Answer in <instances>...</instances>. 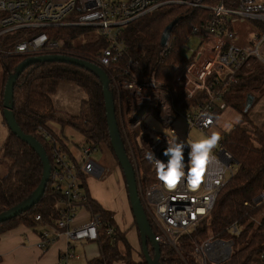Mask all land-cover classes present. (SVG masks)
<instances>
[{
    "label": "built area",
    "instance_id": "obj_1",
    "mask_svg": "<svg viewBox=\"0 0 264 264\" xmlns=\"http://www.w3.org/2000/svg\"><path fill=\"white\" fill-rule=\"evenodd\" d=\"M166 6L200 8L208 12L207 19L192 27L186 36L185 43L192 37L198 43L187 47L191 57L182 60L172 79L174 93L193 100L195 103L191 107L175 106L169 91L156 80L154 70L147 79H138L136 64L128 58L121 35L126 24ZM71 15L72 19H68ZM245 17L256 20L258 26L263 24L264 0H0V58L64 54L89 61L106 72L116 96L115 112L133 157L138 192L154 239L177 249V238L187 234L191 242L190 254L197 264H222L231 256V238L209 236L201 239L195 230L206 220L219 192L236 171V159L219 140L217 150L209 153L202 178L195 186H189L184 179L171 189L158 179L140 183V171L128 141L129 132L138 128L149 115L161 124H169L178 114L188 123L186 134L192 127L201 131L210 128L219 112L227 107L225 97L240 76L250 74L257 66L264 68V29L258 27L247 44L238 41L233 29L234 20L242 21ZM66 26L97 27L103 45L94 54L81 55L65 46L69 36L47 32ZM17 35L22 37L14 40ZM173 39L171 33L166 45L161 47L162 53L170 48ZM146 128L151 130L149 126ZM163 133L169 139L157 137L145 154L150 171L155 174V164L147 159V154L152 152L155 158L166 162L160 152L167 147V141L178 134L174 127ZM36 135L49 149L48 184L60 197L59 216L53 223L39 214L34 217L42 226L37 247L46 250L62 235L70 241L97 240L101 217L88 209L89 195L82 178L103 174V168L90 158L98 145L85 140L80 144L73 142L72 147H68L69 140L63 132L55 133L41 125L36 128ZM184 148L189 152L187 145ZM184 161L187 164L188 159ZM261 200H264V190L254 203L257 205ZM81 208L89 211V220L72 226ZM253 220L264 232V219ZM227 230L237 234V223L230 224ZM72 256L69 252L62 255L66 259ZM257 259L264 261V250L258 253Z\"/></svg>",
    "mask_w": 264,
    "mask_h": 264
},
{
    "label": "trees",
    "instance_id": "obj_2",
    "mask_svg": "<svg viewBox=\"0 0 264 264\" xmlns=\"http://www.w3.org/2000/svg\"><path fill=\"white\" fill-rule=\"evenodd\" d=\"M72 16L68 19H72ZM178 16L181 18L172 29L173 42L170 48L162 53L161 33L165 26ZM207 17L208 12L205 9L166 6L147 13L123 27L121 35L126 45L127 56L136 64L138 79H147L154 70L156 80L160 81L169 91L175 106L191 107L195 103L193 100L185 99L174 93L172 79L175 69L182 62L179 55L183 41L192 27L199 25ZM71 27L75 26L54 28L47 32L67 37ZM21 37L17 35L14 40ZM69 38L65 46L81 55L94 54L103 45V41L99 39L75 47L71 44L72 37L69 36ZM24 59V57L15 56L0 58L3 65V83L0 90L1 115L3 90L7 77ZM60 82L75 84L84 92L85 98L81 100L78 114H69L55 109L53 95ZM263 83L264 68L257 66L250 74L240 76L238 83L232 86L225 97L227 106L241 113L240 122L233 125L219 139L236 159L237 168L219 192L206 220L200 223L195 230L201 239L215 236L229 237L233 240L231 256L222 264H264V261L257 259L258 253L264 250V232L253 220L263 201L261 200L257 205L254 203V199H257L264 190V123L253 124L248 119V109H244L247 94H252V90L261 87ZM13 113L20 129L25 134L35 136L44 147L47 156H49V149L45 142L36 135V128L41 125L52 131L49 122L54 121L62 126L74 128L85 137L86 141L96 145L100 142L105 143L115 157L106 124L102 85L94 73L83 67L58 61L31 63L22 71L14 84ZM116 119L119 125L117 114ZM245 121L251 123L250 128L242 125ZM3 123L5 124L4 119ZM132 132L133 141L142 153L139 140H137L138 137L140 138L138 131L135 129ZM121 137L127 156L133 163V157L122 133ZM128 141L132 142V140ZM131 145L133 148L132 143ZM0 150L2 158L7 161V170L0 175L1 213L23 200L37 187L42 175V165L36 152L9 129L8 136L3 141ZM133 153L135 156L134 149ZM136 163L140 171V183L142 181L149 183L157 179L156 174L150 172V166L145 158L141 163L136 159ZM59 198V194L52 192L47 183L39 202L17 217L0 223V233L18 224L35 225L38 223L34 220L37 214L53 223L59 216ZM244 202L249 205H245ZM88 209L100 215L101 225L97 239L100 256L90 260L87 264H112L117 261H122L124 264H147L142 252L139 261L131 258L132 247L125 233L114 221L112 213L104 210L90 196ZM262 213L260 218L264 219V212ZM233 222L237 223L239 229L236 235L229 234L227 230ZM108 228L111 229L110 232ZM147 247L152 255L153 248L149 242ZM159 250L161 264H197L194 257L193 259L187 258V255L192 257L191 242L187 234H182L177 238V249L160 243Z\"/></svg>",
    "mask_w": 264,
    "mask_h": 264
},
{
    "label": "rangeland",
    "instance_id": "obj_3",
    "mask_svg": "<svg viewBox=\"0 0 264 264\" xmlns=\"http://www.w3.org/2000/svg\"><path fill=\"white\" fill-rule=\"evenodd\" d=\"M239 21L240 20H234L232 26L236 32L239 42L242 36L244 37L243 41L246 43L243 44H247L249 41H251L254 38L255 32L258 27L264 29V22L263 24H260L258 26L256 20H254L251 17H245L242 21L240 22ZM258 22H260V20ZM68 36L72 37L73 41L71 44L75 47L87 42H92L101 39V33L97 27H81V26L71 27L69 28ZM197 43H198L197 39L193 37L190 38L187 43H185L184 40L181 45V51L179 55L180 60L189 59L191 57V52H189L187 47H193V45ZM2 83H3V65H2V61L0 60V90ZM252 96L254 99L248 108L247 116L248 119L253 124L261 125L262 123H264V83L261 87L252 90ZM114 97L116 96L114 95ZM84 98H85V94L78 86L70 82H60L57 86L56 92L53 95V105L55 109H57L58 111L66 112L69 114H78L80 112L81 100ZM174 117L175 118L173 119V121H171L169 124H161L153 115L147 116L142 121L141 125L137 128L138 135L140 136V138L138 137L137 140H139L138 141L140 144L139 147L142 148V153L139 152L137 145L133 141L134 140L132 134L133 132H129L130 139L129 138L128 139L132 140L131 143L133 144V149L135 152L136 159L140 163L142 160H144L147 150L150 148L151 144L154 142V140L157 137H161L166 140L169 139L168 136H166V134H164L163 132H167L170 127H174L178 132V134L174 138H178L180 142H184L185 145H187V143L191 142L192 140L207 138L213 132L218 133L221 138V136L225 132H227L233 125L240 122L241 113L237 109L227 106L225 109L219 112L218 117L215 119L214 124L210 128L201 131L195 127H192L189 130L188 134H186L188 123L185 120H183L178 114H175ZM242 125L246 128L251 127V123L248 121L243 122ZM147 126H149L151 130L148 131L146 128ZM49 127L51 129H54L56 132H63V134H65L68 137L69 140L67 142L68 147H72L73 142L80 144L85 142L86 140L85 137L80 132H78L77 130H75L70 126H62L58 122L53 121V122H49ZM7 136H8V128L3 123L2 115L0 113V147ZM217 148L218 147L216 145V147L212 149L211 153L215 152ZM70 150L74 151V153H77L76 152L77 150L74 148H70ZM90 158H92L97 163H100L104 167L105 173L103 177L99 179L100 180L104 178L107 179L106 184L103 188L107 189L108 193L106 195L110 197V194H112V187L114 184L113 173L114 170L119 167L117 160L111 153L109 147L103 142H100L98 144L96 150H94L91 153ZM6 164L7 161L5 158H2V154L0 150V175H3L6 172L7 170ZM82 180L86 182V185L92 184L91 175H87L84 179L82 178ZM262 212H264V200L262 201V205L258 209L255 218L259 219L260 216L263 214ZM229 234H234V233L229 231ZM223 238L228 239L229 237H223ZM131 258L134 261H139L141 259L140 246L138 247L135 246V248L132 247ZM187 258L193 259V256L191 257L187 255ZM121 262L122 261H117V263H121Z\"/></svg>",
    "mask_w": 264,
    "mask_h": 264
},
{
    "label": "water",
    "instance_id": "obj_4",
    "mask_svg": "<svg viewBox=\"0 0 264 264\" xmlns=\"http://www.w3.org/2000/svg\"><path fill=\"white\" fill-rule=\"evenodd\" d=\"M180 18L181 16L174 18L163 29L160 38L161 47H164L166 45L167 40L170 34L172 33V29L174 25L179 21ZM53 61L66 62L83 67L86 70L94 73V75H96L97 78L99 79L102 85V95L104 101L105 117H106V124L110 139V145L117 159L119 168L122 172L125 181L130 209L132 211L134 221L139 234L141 252L147 264H161L159 243L154 239V233L152 231L147 214L142 205L137 187L136 170L127 156L124 143L121 137L119 125L117 123L114 95L109 85L110 82L108 75L101 67L89 61L83 60L81 58H76L64 54H45V55L29 56L26 57L23 61H21L15 67L14 71H12L7 77L3 90L2 117L9 131H11L20 140L28 144L36 152V154L38 155L41 161L42 175L37 187L27 197H25L20 202L16 203L15 205L9 207L8 209L0 213V223L6 222L14 217H17L18 215L22 214L23 212H26L27 210L32 208L35 204H37L39 200L42 198L46 189V185L49 180L50 162L48 156L46 155L44 147L36 139L35 136L30 134H25L20 129V127L18 126L15 120L13 113V89L16 79L28 65L36 62H53ZM253 99L254 98L252 94H247L245 107H244L245 110L249 108ZM165 148L166 147H164L161 150L160 156L163 159L168 160V157L164 155ZM188 153L189 152H187V149L184 148L183 149L184 160L188 159ZM148 242L153 248L152 255L148 251V247H147Z\"/></svg>",
    "mask_w": 264,
    "mask_h": 264
},
{
    "label": "crops",
    "instance_id": "obj_5",
    "mask_svg": "<svg viewBox=\"0 0 264 264\" xmlns=\"http://www.w3.org/2000/svg\"><path fill=\"white\" fill-rule=\"evenodd\" d=\"M243 36L240 41H243ZM137 129V128H136ZM55 133L54 129H51ZM92 174V184L86 185L87 193L104 210L112 213V217L120 230L125 233L130 245L140 246L139 234L128 201L125 181L120 168L113 173L112 194L108 197L106 178ZM88 210L81 208L76 212L71 225H79L89 220ZM42 228L40 223L33 226L18 224L0 233V264H87L90 260L100 256L98 241L75 240L70 241L65 236L55 239L46 250L37 247L38 232ZM66 252L73 254L67 259L62 257ZM112 264H124L113 262Z\"/></svg>",
    "mask_w": 264,
    "mask_h": 264
},
{
    "label": "clouds",
    "instance_id": "obj_6",
    "mask_svg": "<svg viewBox=\"0 0 264 264\" xmlns=\"http://www.w3.org/2000/svg\"><path fill=\"white\" fill-rule=\"evenodd\" d=\"M219 139V134L213 132L207 138L188 142L187 164L184 161L183 154L185 143L180 142L178 138L167 141V147L164 149V155L168 157L166 162L155 158L152 152L147 154V159L154 162L157 179L166 188L175 187L182 179L186 180L191 186L201 180L203 165L209 153L216 147Z\"/></svg>",
    "mask_w": 264,
    "mask_h": 264
},
{
    "label": "snow or ice",
    "instance_id": "obj_7",
    "mask_svg": "<svg viewBox=\"0 0 264 264\" xmlns=\"http://www.w3.org/2000/svg\"><path fill=\"white\" fill-rule=\"evenodd\" d=\"M198 183V182H197ZM196 184H194V186H195Z\"/></svg>",
    "mask_w": 264,
    "mask_h": 264
}]
</instances>
